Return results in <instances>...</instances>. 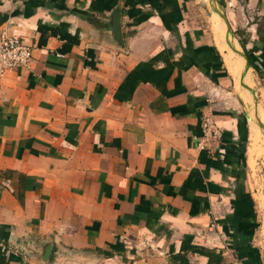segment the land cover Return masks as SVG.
Returning <instances> with one entry per match:
<instances>
[{"label":"crops","instance_id":"obj_1","mask_svg":"<svg viewBox=\"0 0 264 264\" xmlns=\"http://www.w3.org/2000/svg\"><path fill=\"white\" fill-rule=\"evenodd\" d=\"M2 32L32 60L0 81V264H264V0H0Z\"/></svg>","mask_w":264,"mask_h":264},{"label":"built area","instance_id":"obj_2","mask_svg":"<svg viewBox=\"0 0 264 264\" xmlns=\"http://www.w3.org/2000/svg\"><path fill=\"white\" fill-rule=\"evenodd\" d=\"M32 60V47L18 35L0 33V81L9 71L27 67ZM220 129L210 116L201 118V137L199 146L212 148V141L219 139Z\"/></svg>","mask_w":264,"mask_h":264},{"label":"rangeland","instance_id":"obj_3","mask_svg":"<svg viewBox=\"0 0 264 264\" xmlns=\"http://www.w3.org/2000/svg\"><path fill=\"white\" fill-rule=\"evenodd\" d=\"M258 166L259 167H258L257 174L259 178V183L255 188V192L259 193V195L261 196L260 197L261 199H264L262 198V195L264 196V164L260 161Z\"/></svg>","mask_w":264,"mask_h":264},{"label":"water","instance_id":"obj_4","mask_svg":"<svg viewBox=\"0 0 264 264\" xmlns=\"http://www.w3.org/2000/svg\"><path fill=\"white\" fill-rule=\"evenodd\" d=\"M118 23H119V11L115 10L113 12V27H114V32L116 33L117 38H120Z\"/></svg>","mask_w":264,"mask_h":264},{"label":"bare ground","instance_id":"obj_5","mask_svg":"<svg viewBox=\"0 0 264 264\" xmlns=\"http://www.w3.org/2000/svg\"><path fill=\"white\" fill-rule=\"evenodd\" d=\"M220 45H224V44H222V42H221V44ZM228 50V49H227ZM229 52V51H228ZM226 59V58H225ZM233 59V58H232ZM229 61V60H228ZM240 66V65H239ZM236 71V70H235ZM264 102V101H263ZM254 132V131H253ZM254 139V138H253ZM255 140V139H254Z\"/></svg>","mask_w":264,"mask_h":264}]
</instances>
